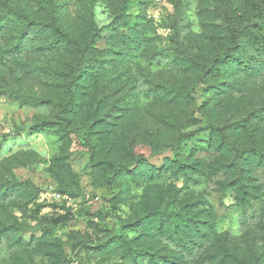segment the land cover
Returning <instances> with one entry per match:
<instances>
[{"label": "rangeland", "instance_id": "obj_1", "mask_svg": "<svg viewBox=\"0 0 264 264\" xmlns=\"http://www.w3.org/2000/svg\"><path fill=\"white\" fill-rule=\"evenodd\" d=\"M225 6L234 31L255 23L264 38V0H0V264H173L169 215L185 203L201 205L218 234L244 233V215L264 205V171L244 168L258 197L244 209L237 170L221 169L236 153L220 152L218 135L206 130L233 108L207 109L221 99L219 60L254 53L246 33L239 47L230 43ZM24 15L44 24L55 16L63 33L96 50L85 61L102 62L84 74L106 73L89 95L86 80H74L84 110L62 111L71 55L63 40L51 29L27 31ZM128 35L136 50L116 54L111 43L121 47ZM239 83L252 110L242 119L264 131V81ZM180 133L195 135L176 157L166 145L178 148ZM130 164L133 171L123 169Z\"/></svg>", "mask_w": 264, "mask_h": 264}, {"label": "trees", "instance_id": "obj_2", "mask_svg": "<svg viewBox=\"0 0 264 264\" xmlns=\"http://www.w3.org/2000/svg\"><path fill=\"white\" fill-rule=\"evenodd\" d=\"M228 3L232 4V0H226V4ZM224 8L223 10L225 13V20L223 22H226L224 33L230 35V43H233L235 47H239V38L241 37L242 33H246V37L253 44L254 53L250 56L251 59L246 61L244 59H235L233 54H225V56L219 60V63L225 68L223 74L224 80L222 82V89L224 87L225 89L223 91L221 89L215 96H220L221 99L212 100L210 104L207 105V109L209 110L213 107L216 109H223V106L227 105L233 106V108L229 110L227 114H225V117L222 119L221 123H214L213 121H210L206 127V130L212 131V135H218L219 140L216 142V145L221 147L220 152L222 151L223 153H226L227 151L232 150L236 153L235 157L233 158L235 161L230 162L226 167L225 163H223L221 169H225L227 171L229 169L237 170L236 174L238 179H236L237 187L235 190L238 194V200L240 204L244 209H247L250 208L252 201H258V197L248 193V186L244 183L246 177H243L242 172L244 171V168H247V171L250 173H252V170L264 171V131H253L254 126H252L253 123L249 122V118L247 120L242 119L246 116L250 117L252 110L246 109V98L241 97V95L243 96V94L247 93V90H245L244 88L246 87L241 86L239 82L241 78H244L245 80L258 79L259 81H264V47H262L263 44L261 42L264 38L260 37V35L253 30V28H256V31H259V26L255 23H251L250 27L248 28L245 27L247 29H241L243 30L242 32L239 31L241 34L237 33V31H234L232 28L234 23L232 11H229L227 6ZM228 15L230 16V19L227 20L226 17ZM23 19L26 22L27 31L29 29H51L54 31L57 37L61 38L60 40H63L62 45L71 53V55L69 54V60L66 59L64 61L63 67L66 69L65 75L69 80V84L67 85L65 95L66 102L63 103L64 107L62 111L65 113L69 107H72L71 113L78 112L81 109L84 110L85 103L82 105V101H79V95L81 92H76L73 89L74 80H86V84L83 86V88H88L87 95H89L91 93V85L102 78L103 74L106 73L105 70L101 68L93 73H91L92 71H88L89 73L93 74L89 77L84 74V71H86L88 67L95 68L102 62V60L92 59H89L87 62L85 61V58L87 57L86 53H96V50L92 49V45L91 47H89L88 44L84 45L82 40H77V37H70L69 35L63 33L55 23V16L52 17L51 21L47 24L39 23L31 19L28 15H24ZM245 22H247V20H245ZM132 33L133 32L129 34L132 36ZM94 36H96V34ZM131 36L128 35V37L121 39V47L117 46V43H111L110 48L117 49L114 50V52L118 51L116 54H123L124 51L127 52L126 50H136L134 45H138L139 42L133 40V37ZM94 38L95 37H92V40H94ZM118 39L120 38L118 37ZM112 40L116 41L117 38ZM72 49L75 51L72 52ZM229 58L230 61H237H235V63H230ZM110 62L112 61H108V64H111ZM109 68H113L112 65H110L108 69ZM252 88H254V85H252ZM95 91H98L99 95V92L104 91V89L102 87H97ZM168 91H171V89L168 88ZM251 92L252 91H250V93ZM223 97L224 99L222 100ZM92 100H96L95 96L91 98V101ZM101 106H103L102 101H98L95 106L91 104L89 106L90 108L88 109L93 115H95L98 113V108ZM93 107L94 109H92ZM192 117L193 114L191 118ZM93 118H96V116ZM192 120L195 119L192 118ZM261 122L264 123V121ZM242 133H245L249 137L251 136L253 139L242 138ZM192 135L195 134L180 133L178 138L172 141L174 146H179L178 148H174L173 145L169 143L166 146L170 148L177 157L178 151L180 150V144L183 143L184 139H187ZM226 135L228 137H226ZM250 141H253L252 146H248ZM160 144L163 143L159 139L158 145ZM255 158L258 160L255 161ZM137 160L146 161L143 155L138 156ZM244 160L246 162L245 164H243ZM178 163H180L179 160ZM187 166L188 165L183 164L182 167L187 169ZM133 168L134 165L131 164L123 167V169L127 170L128 172L133 171ZM156 197L157 199L159 198L158 201H161V197L159 195H156ZM200 206L196 205V203H185L179 208L177 212L171 213L169 215L173 225V237L170 243L176 248L175 252L171 254L172 257H169L171 258L169 260L173 264H264V205H261L259 208L260 210L258 211L253 209L250 217H248L246 214L244 215L245 231L239 238H232L226 233L218 234L211 226L210 222L205 218L206 212L204 213V211L200 209ZM207 226L208 228H206ZM144 235L147 234L144 233ZM150 237L151 236L148 235L146 239H150ZM144 244L146 245V243ZM149 248L147 246L144 248V250H146V253L150 254V258H152Z\"/></svg>", "mask_w": 264, "mask_h": 264}]
</instances>
